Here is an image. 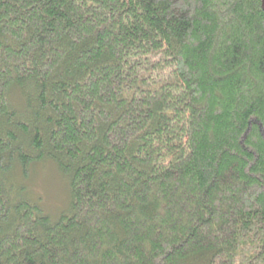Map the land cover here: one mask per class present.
<instances>
[{
	"label": "trees",
	"instance_id": "16d2710c",
	"mask_svg": "<svg viewBox=\"0 0 264 264\" xmlns=\"http://www.w3.org/2000/svg\"><path fill=\"white\" fill-rule=\"evenodd\" d=\"M0 264H264V0H0Z\"/></svg>",
	"mask_w": 264,
	"mask_h": 264
},
{
	"label": "rangeland",
	"instance_id": "374dc122",
	"mask_svg": "<svg viewBox=\"0 0 264 264\" xmlns=\"http://www.w3.org/2000/svg\"><path fill=\"white\" fill-rule=\"evenodd\" d=\"M17 181L24 186V196L36 202L53 220L68 209L69 189L55 164L43 161L31 166L27 179L17 173Z\"/></svg>",
	"mask_w": 264,
	"mask_h": 264
}]
</instances>
